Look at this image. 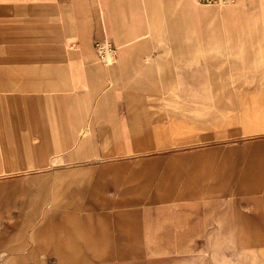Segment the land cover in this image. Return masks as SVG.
<instances>
[{"label":"crops","instance_id":"obj_1","mask_svg":"<svg viewBox=\"0 0 264 264\" xmlns=\"http://www.w3.org/2000/svg\"><path fill=\"white\" fill-rule=\"evenodd\" d=\"M253 181L264 0H0V264L107 261L231 191L250 212Z\"/></svg>","mask_w":264,"mask_h":264},{"label":"rangeland","instance_id":"obj_2","mask_svg":"<svg viewBox=\"0 0 264 264\" xmlns=\"http://www.w3.org/2000/svg\"><path fill=\"white\" fill-rule=\"evenodd\" d=\"M223 6L225 5L220 7ZM260 136L253 135V140ZM257 155L258 151L253 150V163L258 162ZM240 186L243 187V183ZM250 186L252 189H247L251 195L250 212L248 208L246 213L239 212V206L234 205V199L229 197L234 193L231 191L227 194L229 196L221 195L219 199V209L224 212L205 216L202 229L175 228L179 225L165 224L162 219H157L154 223L144 224L145 227L150 226L149 229L144 228L141 231L146 244L137 247L125 246L122 252L115 248L111 250L110 247L108 255L97 256L106 257L107 261L74 264H264V213H259L264 212V197L261 196L264 195V182L253 181ZM225 193L221 192L223 195ZM6 221L11 222L10 219ZM168 228H171L169 238H164L165 229ZM231 232H235L236 240L232 241ZM148 233L150 237H154L153 240L147 239ZM210 234H213L212 237ZM164 242L168 244H163ZM240 243L247 245L241 246ZM21 264L40 263L23 261Z\"/></svg>","mask_w":264,"mask_h":264},{"label":"built area","instance_id":"obj_3","mask_svg":"<svg viewBox=\"0 0 264 264\" xmlns=\"http://www.w3.org/2000/svg\"><path fill=\"white\" fill-rule=\"evenodd\" d=\"M199 4H216L218 6L235 3L237 0H195ZM95 49L104 63H111L115 57V48L107 40L95 41Z\"/></svg>","mask_w":264,"mask_h":264},{"label":"bare ground","instance_id":"obj_4","mask_svg":"<svg viewBox=\"0 0 264 264\" xmlns=\"http://www.w3.org/2000/svg\"><path fill=\"white\" fill-rule=\"evenodd\" d=\"M237 1H238V0H237ZM237 1H236V2H237Z\"/></svg>","mask_w":264,"mask_h":264}]
</instances>
